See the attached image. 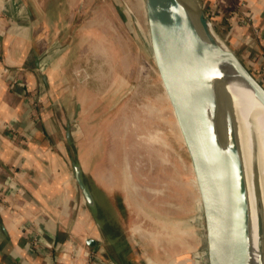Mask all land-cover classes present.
Instances as JSON below:
<instances>
[{"label":"rangeland","instance_id":"374dc122","mask_svg":"<svg viewBox=\"0 0 264 264\" xmlns=\"http://www.w3.org/2000/svg\"><path fill=\"white\" fill-rule=\"evenodd\" d=\"M183 1L204 13L201 0ZM27 3L50 15V35L62 47L67 94L59 112L108 220L131 232L141 264H207L199 195L153 61L143 0ZM244 151L249 163L245 155L256 151L242 139Z\"/></svg>","mask_w":264,"mask_h":264},{"label":"crops","instance_id":"0c3cea01","mask_svg":"<svg viewBox=\"0 0 264 264\" xmlns=\"http://www.w3.org/2000/svg\"><path fill=\"white\" fill-rule=\"evenodd\" d=\"M27 1L0 0V264H87L85 252L94 264H138L131 232L108 220L88 186L91 211L73 177V160L83 169L59 112L67 94L62 47L50 15ZM201 2L264 86V0Z\"/></svg>","mask_w":264,"mask_h":264},{"label":"water","instance_id":"95a60500","mask_svg":"<svg viewBox=\"0 0 264 264\" xmlns=\"http://www.w3.org/2000/svg\"><path fill=\"white\" fill-rule=\"evenodd\" d=\"M143 2L153 61L186 148L199 195L207 264H243L246 241V215L241 197L243 178L236 153L227 143L223 118L213 124L205 111V104L211 99L210 81L214 78L215 87L217 81L220 84L215 67H212L213 78L209 76L208 64L212 58L216 61L212 49L217 53L216 41L222 40L200 8L195 9L183 0ZM224 45L228 51L221 58L264 106V86ZM72 171L87 205L96 212L94 197L76 160L72 161ZM263 258H259L258 264H264Z\"/></svg>","mask_w":264,"mask_h":264},{"label":"bare ground","instance_id":"6f19581e","mask_svg":"<svg viewBox=\"0 0 264 264\" xmlns=\"http://www.w3.org/2000/svg\"><path fill=\"white\" fill-rule=\"evenodd\" d=\"M214 37L217 39L215 35ZM216 43L219 54L212 49L216 61L213 58L209 60L208 74L213 78L212 67H215L220 84L217 81L215 87L213 78L208 85L211 99L205 104L206 117L213 124L219 123L223 118L227 143L232 146L233 153H236L243 178L241 197L246 215L243 264H258L259 258L264 256V106L250 92L241 76L221 58L220 55L228 51L224 43L218 39ZM242 139L245 150L256 151L255 156L245 155L249 163L244 161V154L247 153L239 152ZM249 189L254 190V193ZM247 194L250 195L249 205L246 202Z\"/></svg>","mask_w":264,"mask_h":264},{"label":"built area","instance_id":"2783aa9c","mask_svg":"<svg viewBox=\"0 0 264 264\" xmlns=\"http://www.w3.org/2000/svg\"><path fill=\"white\" fill-rule=\"evenodd\" d=\"M209 22H210V20H209ZM210 24H211V22H210ZM85 259L87 261V264H94L95 263V260H96V255L93 254V253H91V252H89V253L88 252L87 253L85 252Z\"/></svg>","mask_w":264,"mask_h":264}]
</instances>
